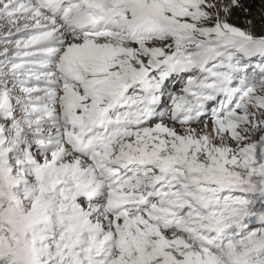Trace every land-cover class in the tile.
Returning <instances> with one entry per match:
<instances>
[{
	"label": "snow or ice",
	"instance_id": "1",
	"mask_svg": "<svg viewBox=\"0 0 264 264\" xmlns=\"http://www.w3.org/2000/svg\"><path fill=\"white\" fill-rule=\"evenodd\" d=\"M0 0V264H264V0Z\"/></svg>",
	"mask_w": 264,
	"mask_h": 264
},
{
	"label": "rangeland",
	"instance_id": "2",
	"mask_svg": "<svg viewBox=\"0 0 264 264\" xmlns=\"http://www.w3.org/2000/svg\"><path fill=\"white\" fill-rule=\"evenodd\" d=\"M247 3L252 5V10L254 13L259 14L260 10H261V0H246ZM0 23H3L2 21H0Z\"/></svg>",
	"mask_w": 264,
	"mask_h": 264
},
{
	"label": "trees",
	"instance_id": "3",
	"mask_svg": "<svg viewBox=\"0 0 264 264\" xmlns=\"http://www.w3.org/2000/svg\"><path fill=\"white\" fill-rule=\"evenodd\" d=\"M255 14H257V13H255ZM257 16H258V14H257Z\"/></svg>",
	"mask_w": 264,
	"mask_h": 264
}]
</instances>
